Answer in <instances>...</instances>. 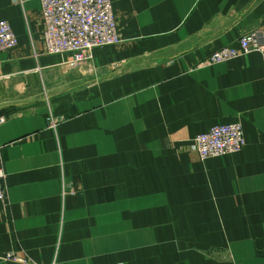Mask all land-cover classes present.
Wrapping results in <instances>:
<instances>
[{
	"label": "crops",
	"instance_id": "obj_1",
	"mask_svg": "<svg viewBox=\"0 0 264 264\" xmlns=\"http://www.w3.org/2000/svg\"><path fill=\"white\" fill-rule=\"evenodd\" d=\"M112 2L122 42L74 65L40 0H0V264H264V57L201 66L264 32V0ZM235 122L244 150L199 159Z\"/></svg>",
	"mask_w": 264,
	"mask_h": 264
},
{
	"label": "built area",
	"instance_id": "obj_2",
	"mask_svg": "<svg viewBox=\"0 0 264 264\" xmlns=\"http://www.w3.org/2000/svg\"><path fill=\"white\" fill-rule=\"evenodd\" d=\"M40 2L47 54H69L72 64L81 65L91 59L95 49L122 42L112 0H40ZM18 45L19 39L10 23L1 20L0 52L13 50ZM253 52L264 57L262 31L248 32L239 39L237 46L214 51L201 66L227 63ZM7 120V117L0 116V127ZM51 124L55 126V120H52ZM245 147L243 128L238 122L217 124L191 140V148L201 160L237 154ZM5 180L6 173L0 162V203L3 204L8 201ZM8 257L12 258L10 255Z\"/></svg>",
	"mask_w": 264,
	"mask_h": 264
}]
</instances>
